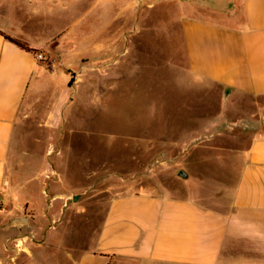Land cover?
I'll use <instances>...</instances> for the list:
<instances>
[{"label":"rangeland","instance_id":"374dc122","mask_svg":"<svg viewBox=\"0 0 264 264\" xmlns=\"http://www.w3.org/2000/svg\"><path fill=\"white\" fill-rule=\"evenodd\" d=\"M128 1L111 30L116 50L68 68L67 82L46 66L20 106L0 264L41 258L46 247L54 261L94 249L111 202L127 194L230 203L246 150L264 133V95L190 72L176 4Z\"/></svg>","mask_w":264,"mask_h":264},{"label":"crops","instance_id":"0c3cea01","mask_svg":"<svg viewBox=\"0 0 264 264\" xmlns=\"http://www.w3.org/2000/svg\"><path fill=\"white\" fill-rule=\"evenodd\" d=\"M168 1L181 13L193 75L264 95V0ZM131 6L128 0H0V200L8 197L6 160L20 106L46 66L67 82L68 68L116 50L112 26ZM230 190L223 206L193 195L117 197L94 249L66 251L64 260L54 261L46 247L41 258L22 264H264V133L252 139Z\"/></svg>","mask_w":264,"mask_h":264},{"label":"trees","instance_id":"16d2710c","mask_svg":"<svg viewBox=\"0 0 264 264\" xmlns=\"http://www.w3.org/2000/svg\"><path fill=\"white\" fill-rule=\"evenodd\" d=\"M7 39L11 40L12 42L16 43L18 46L28 50V51H35V49L31 48L29 44L21 39L11 37L9 35H5Z\"/></svg>","mask_w":264,"mask_h":264},{"label":"water","instance_id":"95a60500","mask_svg":"<svg viewBox=\"0 0 264 264\" xmlns=\"http://www.w3.org/2000/svg\"><path fill=\"white\" fill-rule=\"evenodd\" d=\"M179 176L187 178L188 177V172L185 171L184 169L180 170L178 173ZM78 195H75L74 199H77Z\"/></svg>","mask_w":264,"mask_h":264},{"label":"built area","instance_id":"2783aa9c","mask_svg":"<svg viewBox=\"0 0 264 264\" xmlns=\"http://www.w3.org/2000/svg\"><path fill=\"white\" fill-rule=\"evenodd\" d=\"M36 56H37L39 59H42V60L44 59L42 53L36 52Z\"/></svg>","mask_w":264,"mask_h":264}]
</instances>
